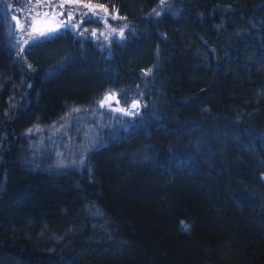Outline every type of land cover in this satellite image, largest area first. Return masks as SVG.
I'll list each match as a JSON object with an SVG mask.
<instances>
[{
	"label": "trees",
	"instance_id": "trees-1",
	"mask_svg": "<svg viewBox=\"0 0 264 264\" xmlns=\"http://www.w3.org/2000/svg\"><path fill=\"white\" fill-rule=\"evenodd\" d=\"M78 1L123 37L17 51L0 0V264H264V0Z\"/></svg>",
	"mask_w": 264,
	"mask_h": 264
},
{
	"label": "rangeland",
	"instance_id": "rangeland-1",
	"mask_svg": "<svg viewBox=\"0 0 264 264\" xmlns=\"http://www.w3.org/2000/svg\"><path fill=\"white\" fill-rule=\"evenodd\" d=\"M85 5H90V7H85ZM7 8L10 13L8 28L11 30V42L17 51H21L33 42V38L37 40L50 36L62 29H69L73 34L91 38L104 49H108L113 42L123 37L120 35L121 31L124 35L128 29L127 22L115 12L103 6L78 0H9ZM69 15L73 17L71 21L68 19ZM41 32L44 35H40ZM25 40L28 41L27 44L24 43ZM110 103L112 108L122 109L118 107L116 96ZM98 108L99 111L94 118L95 124L101 122L105 110H112L108 105L100 107L98 104ZM126 110H129L130 114L126 115L119 110H112V112L121 118L136 111L132 107ZM91 124L86 126L84 136L91 135L93 123Z\"/></svg>",
	"mask_w": 264,
	"mask_h": 264
},
{
	"label": "snow or ice",
	"instance_id": "snow-or-ice-1",
	"mask_svg": "<svg viewBox=\"0 0 264 264\" xmlns=\"http://www.w3.org/2000/svg\"><path fill=\"white\" fill-rule=\"evenodd\" d=\"M161 2L163 3V0H161ZM85 7H90V5H85ZM45 15H48V14L45 13ZM72 18H73V17H72L71 15H69V17H68L69 21H71ZM14 19H15V17H14ZM73 26H74V27H77L78 25H73ZM13 27H15V26H13ZM40 35H44V33L41 32ZM120 35L123 36V32H122V31H121ZM24 43L27 44L28 41L25 40ZM35 43H36V40H35V38H33V44H35ZM114 96H115L114 93H109L108 95H106V96L100 101V107H104L105 105H108L109 108H112V105H111L110 101L114 98ZM117 103H119V101H117ZM125 103H127V101H125ZM137 107H138V104H137V103H133V104H132V108H133V109H135V108H137ZM112 110L123 111L126 115H127V114H130V113H129V110H126V109H115V108H112ZM74 111H80V110H79V109H74ZM81 162H82V161H81ZM185 230H187V226H186V225H185Z\"/></svg>",
	"mask_w": 264,
	"mask_h": 264
},
{
	"label": "water",
	"instance_id": "water-1",
	"mask_svg": "<svg viewBox=\"0 0 264 264\" xmlns=\"http://www.w3.org/2000/svg\"><path fill=\"white\" fill-rule=\"evenodd\" d=\"M263 183H264V178H263Z\"/></svg>",
	"mask_w": 264,
	"mask_h": 264
}]
</instances>
